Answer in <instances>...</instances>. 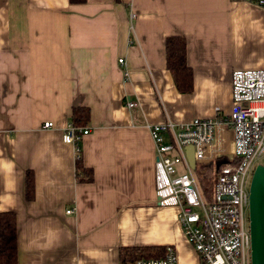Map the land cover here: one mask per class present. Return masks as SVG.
Wrapping results in <instances>:
<instances>
[{
    "label": "crops",
    "instance_id": "crops-1",
    "mask_svg": "<svg viewBox=\"0 0 264 264\" xmlns=\"http://www.w3.org/2000/svg\"><path fill=\"white\" fill-rule=\"evenodd\" d=\"M171 36L185 46L186 93L165 67ZM257 68L264 12L247 1L0 0V212L14 213L15 264H126L121 248L165 245L195 264L176 209L154 203L147 128L227 114L230 72ZM73 107L87 108L88 182L60 138Z\"/></svg>",
    "mask_w": 264,
    "mask_h": 264
},
{
    "label": "built area",
    "instance_id": "built-area-1",
    "mask_svg": "<svg viewBox=\"0 0 264 264\" xmlns=\"http://www.w3.org/2000/svg\"><path fill=\"white\" fill-rule=\"evenodd\" d=\"M243 1L264 12V0ZM116 63L122 64V60L116 59ZM125 75L123 71V80ZM229 88L227 114L215 112L210 118L156 123L147 128L154 150V203L176 209V223L196 256L195 264L249 262L244 213L253 160L264 155V68L231 71ZM123 107L136 106L126 97ZM41 124L44 129L52 127L49 122ZM87 131L67 124L61 133V142L73 147L75 159ZM186 146L192 148L193 169L185 159ZM64 212L68 215L72 210ZM161 252L157 258H138L126 264H179L172 246H163Z\"/></svg>",
    "mask_w": 264,
    "mask_h": 264
},
{
    "label": "trees",
    "instance_id": "trees-1",
    "mask_svg": "<svg viewBox=\"0 0 264 264\" xmlns=\"http://www.w3.org/2000/svg\"><path fill=\"white\" fill-rule=\"evenodd\" d=\"M71 4H78L84 0H67ZM165 67L172 77L176 90L186 93L190 90L191 75L190 70L184 60L183 39L180 37H167L163 43ZM87 118V108L73 107L69 118V123L73 127H82ZM79 158V157H78ZM74 159L76 178L81 182H88L91 179L90 170L83 169L79 164V159ZM24 198L29 200L32 195L31 174L27 172L24 179ZM15 228L14 213L0 212V264H15ZM162 247H131L118 250L120 258L131 262L138 258L152 257L157 258L161 255Z\"/></svg>",
    "mask_w": 264,
    "mask_h": 264
},
{
    "label": "water",
    "instance_id": "water-1",
    "mask_svg": "<svg viewBox=\"0 0 264 264\" xmlns=\"http://www.w3.org/2000/svg\"><path fill=\"white\" fill-rule=\"evenodd\" d=\"M185 159L191 169L192 148L186 146ZM247 186L248 264H264V163L255 165Z\"/></svg>",
    "mask_w": 264,
    "mask_h": 264
},
{
    "label": "rangeland",
    "instance_id": "rangeland-1",
    "mask_svg": "<svg viewBox=\"0 0 264 264\" xmlns=\"http://www.w3.org/2000/svg\"><path fill=\"white\" fill-rule=\"evenodd\" d=\"M253 161H254V162H253L254 165H257V164H263V163H264V155L260 156L259 158L255 159V160H253ZM199 173H200L199 169H196V170H195V174H196L197 177H198ZM250 177H251V176H250V174H249V175H248V182H249ZM248 182H247V183H248ZM244 219L247 221V210H246L245 213H244Z\"/></svg>",
    "mask_w": 264,
    "mask_h": 264
}]
</instances>
